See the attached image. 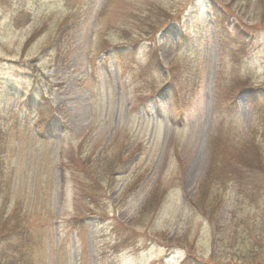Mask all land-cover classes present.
<instances>
[{"label":"rangeland","instance_id":"rangeland-1","mask_svg":"<svg viewBox=\"0 0 264 264\" xmlns=\"http://www.w3.org/2000/svg\"><path fill=\"white\" fill-rule=\"evenodd\" d=\"M154 50L161 70L147 68ZM189 75L198 90L182 112L163 89ZM252 104L264 109V0H0L2 216L16 200L33 212V264H240L244 252L264 264V113ZM213 141L230 164L240 145L259 148L263 178L209 179L207 217L194 203ZM113 152L128 161L103 179ZM94 175L89 200L80 187Z\"/></svg>","mask_w":264,"mask_h":264},{"label":"trees","instance_id":"trees-1","mask_svg":"<svg viewBox=\"0 0 264 264\" xmlns=\"http://www.w3.org/2000/svg\"><path fill=\"white\" fill-rule=\"evenodd\" d=\"M165 13H163L162 16H164ZM166 16V15H165ZM155 19L152 18L150 23L147 24L148 30H153L155 28L154 24ZM159 24V21L157 25ZM152 30L150 32H152ZM159 30V28H158ZM162 30V29H160ZM137 41L133 44L136 45ZM132 51H127V54H123L122 50H117L116 53L113 52L115 59L117 60V64L120 68H122L124 71H132L137 74L136 71H138L139 78L144 77L143 69L140 67H136L135 60L130 58ZM154 56L150 58L147 68H151L153 70H161L163 68L158 55L156 51H153ZM136 54V53H135ZM129 55V57H128ZM147 68H144L147 69ZM137 69V70H136ZM198 81L195 77L189 75L185 78H178L176 76L172 77V80L168 81L166 83L165 88L163 89L166 93H169V102L171 104V107L178 106L180 102V109L182 112H185L187 105L190 101V99L193 98L195 93L198 90ZM176 93L179 97L178 99L173 98V94ZM257 95V94H256ZM258 96V95H257ZM38 105L36 104L33 106V112L34 116L37 118H40L42 120L55 118V114H53L52 110L47 112V114H43L41 112V109L37 108ZM258 105V104H257ZM184 108V109H183ZM253 111L256 115L263 114L264 109L263 107H260L259 105L256 106L252 104ZM30 109L29 105L27 106V111ZM54 111V110H53ZM40 134L38 135L40 137H43V135L49 133V129H38ZM7 134L8 129H3L0 126V187L5 188L7 186L5 184V175H4V156L6 152V143H7ZM245 144V143H244ZM213 154H212V167L209 169V171L206 173L205 179L200 183L198 187V195L196 196L194 206L200 205V210L203 213V208L207 209L205 206V199L207 198V195L210 192V189L212 187L211 184L208 183V180L210 179V183L215 185V187L218 188H224L227 187V185L230 182H234L235 184L239 185L242 183L244 179H250L256 172L257 178H263L258 173L260 169H262L261 165V150L257 147H254L252 145V148L254 149L255 153L252 157H246L242 153L247 147V145H240L238 149L236 150V154L233 156V163L230 164L229 162L231 160L223 159L224 162H219V147L217 145L216 141H213ZM256 148V149H255ZM248 150V149H247ZM251 150V149H249ZM117 153V154H116ZM107 161L101 168V177L104 179L108 177L109 174L113 173L115 170H118L122 164H124L125 161L120 157L119 152H113L112 157L105 158ZM221 160V159H220ZM219 163V164H218ZM223 163V164H222ZM217 164V166H215ZM217 167H219L217 169ZM257 170V171H256ZM259 170V171H258ZM111 177V175H109ZM107 180V179H106ZM101 180L96 177V175L92 176L91 179L86 183V185L81 188V191L88 194V199L91 200L94 195L97 194V192L100 191L102 188ZM156 189H153L151 193V199H150V205L152 204L153 199H155V192ZM219 191V190H218ZM22 201L16 200L14 208L9 212L7 217H3L2 209L0 208V264H33V253L34 248L36 245H39L38 238L35 237L34 233H32V217L33 212L28 210L27 208H23ZM1 207V206H0ZM150 206L149 204H144L141 210V214H145L146 211H149ZM206 211V210H205ZM210 211H206L207 217L210 215ZM147 213V212H146ZM204 214V213H203ZM205 215V214H204ZM205 215V216H206ZM246 253L244 252L241 256H238V262L240 264H245L244 262L248 261V257H246ZM251 260V259H249ZM185 261V260H184ZM252 261V260H251ZM249 264V263H247Z\"/></svg>","mask_w":264,"mask_h":264}]
</instances>
